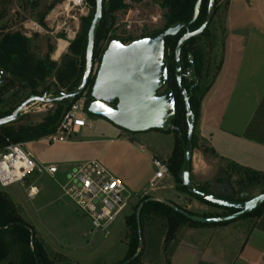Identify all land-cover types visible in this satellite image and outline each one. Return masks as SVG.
Here are the masks:
<instances>
[{
	"label": "rangeland",
	"instance_id": "1",
	"mask_svg": "<svg viewBox=\"0 0 264 264\" xmlns=\"http://www.w3.org/2000/svg\"><path fill=\"white\" fill-rule=\"evenodd\" d=\"M216 1L219 4L218 13L213 17L207 31L196 38L193 45V49L202 53L203 62L200 89L197 93L198 100L214 83L220 72L224 40L221 23H223L222 18L228 3L232 1L233 7L238 8L240 12L245 9L250 11L251 3L260 6L257 4V0ZM49 4H54V7L49 9ZM125 4L127 8L115 14V22L111 24L112 30L106 39H101L99 48L106 47L112 36L120 37L126 41V44H130L132 42L129 41L133 38L148 36L163 28L165 11L155 0H144L140 3L126 0ZM31 6L28 0H0V32H4V35L32 34V38L29 39L34 40V45L38 48L35 53L41 58L45 57L49 47L53 46L55 49V39L66 40L73 33L78 35L81 31V19L91 14L90 7L87 15L86 12L82 14L70 0H36V7L33 9ZM43 14H46V18L41 26L39 20ZM24 24H26L25 27ZM35 24L40 25L46 33L37 34L35 37V31H29L30 27L36 30ZM50 33L54 35L51 36ZM59 47L60 45H58V51ZM98 67L99 64L97 67L95 66L94 74ZM227 81L233 84V79H227ZM53 82V77L48 78L39 91ZM188 82L189 80H186L187 85H189ZM219 88L221 91H227L224 85H219ZM165 90H167V86L162 92ZM10 92H13V95L6 98L10 100L9 102L0 106V115L12 108H18L27 100L25 98L29 94V92L17 93V88ZM61 92L66 93L63 90ZM46 95L48 98L59 97V95ZM221 97L222 104L218 108L221 111L217 112L219 115L221 112L223 113L224 103L228 96L221 95ZM218 100L220 102L219 94L216 97L212 96L210 102L206 99L205 105L211 109ZM79 101H83L85 105V95ZM43 106L37 103L28 113H21L19 120L12 127L38 126L48 114L53 113L57 108L56 104ZM38 108L41 112L37 111ZM234 111L239 114L238 126H247L248 137L252 136L253 131L258 130L259 132H256L258 135L255 137L264 140V106L258 108V105L254 103L249 104L243 110H236L235 106V108L228 109L227 115L231 116L235 113ZM87 120L93 121L94 127L87 126L80 134L72 135L69 138V143L52 144L41 140L26 145L27 150L33 154L38 163L43 166H57L59 173L55 179L47 175H34L27 182L4 190L10 195L18 216L34 230L36 240L43 244L51 264H120L128 249L129 231L126 219L133 214L135 207L143 199L140 196L144 193V191H134L131 186L121 180L122 176L126 180L132 178L136 172L144 174L146 177L152 176L156 169L151 164L149 156L145 155L146 152L149 151L163 160L165 152L171 151L175 145L173 134L156 130L133 134L102 118L87 115ZM186 121L188 123L187 118ZM197 126L198 123L196 129ZM119 137L134 138L137 142L135 145L137 150L141 151L139 147L144 146L145 152L132 153L124 143L111 142ZM255 137L253 135L252 138L256 139ZM262 142L259 141V143ZM197 147L198 150L201 149L200 142H197ZM88 161H98L102 164L111 175L125 184L132 196L129 207L111 226L108 233L95 232L88 218L81 214L69 200L61 198L59 186L66 185L68 175ZM217 168V171H220L213 177L212 183L215 191L223 192V189L229 188L236 191L246 190L253 198L264 193V177L255 185L247 182V178L252 174L249 175L241 171L233 164L221 162ZM163 184L166 186L165 190L160 189ZM163 184L157 185L154 191L148 184L146 186L148 196L151 198L168 197L172 191L167 184ZM32 186L38 188V193L40 192L33 198L30 197ZM187 211L198 216L225 213L223 210L209 206L204 209L192 208ZM258 221L251 217L237 219L226 225L202 226L184 223L179 227L175 240L166 241L168 232L166 221L155 216L147 217L144 219L142 231H140L141 264H264V222L260 229L258 227L254 229ZM187 248L190 252L186 251Z\"/></svg>",
	"mask_w": 264,
	"mask_h": 264
},
{
	"label": "trees",
	"instance_id": "2",
	"mask_svg": "<svg viewBox=\"0 0 264 264\" xmlns=\"http://www.w3.org/2000/svg\"><path fill=\"white\" fill-rule=\"evenodd\" d=\"M135 2H142L144 0H134ZM160 8L165 11L164 14V26L161 30L154 32L148 36H142L140 38H133L129 42H134L148 37L158 36L167 29L177 25V24H189L195 14V8L199 0H155ZM88 3L91 14L88 17L81 19V31L77 35L76 39L70 44L68 55L64 56L58 64L51 60V54L54 48L49 47L48 52L44 58L39 57L35 51L38 48L34 45V40L23 36L20 33L5 34L0 39V71L5 72L8 75V80L5 86L0 91V104L3 105L10 100L5 98V95L17 88V93L29 92L25 99L31 96H44L45 94L59 95L61 90L66 93H72L75 91L82 79L84 67H85V56L87 47V35L95 14V0H86ZM126 0H103V13L104 18L101 24L97 27L96 31V43L94 49V65L97 60L100 65L102 56L108 47V45L115 40H123L122 38H116L114 36L110 37L106 47L99 48L101 39H106L107 35L110 34L112 28H108L107 20L112 18L115 22V14L119 11L125 10L127 8L125 4ZM218 2L215 0V11L214 16L218 13ZM54 4H52L49 9H52ZM209 7V0H202V4L199 10L197 20L190 26L189 29L182 30L175 37H168L165 42L167 64L170 71V78L167 83V89H173L175 92L176 103H177V117L173 122V127L178 128L181 132L180 136H176L173 131L167 132L168 134H173L175 136V147L173 149L172 155L168 160V167L170 174L177 183L178 189L190 197L198 200L202 204L223 210L225 213L222 215L218 214H207L203 216H198L192 212L184 210L176 205L180 210L186 213L202 217L205 219H219L227 216H231L236 213L235 210L221 208L219 206L209 204L206 201L195 197L193 194L188 192V190L182 186L181 183V173L185 160V144L187 140V127L188 123L186 121V110L183 95L181 94L175 74V49L179 40L188 31H197L205 23ZM48 11V10H47ZM46 15V14H45ZM210 26V25H209ZM209 28V27H208ZM207 31V30H206ZM205 31V32H206ZM204 32V33H205ZM203 33V34H204ZM37 37V35L35 36ZM198 38V37H197ZM196 39V38H195ZM195 39L187 42V44L182 49L183 60L188 64V53H192L194 59L196 60L197 74L200 78L202 74V57L199 50L193 49ZM124 41V40H123ZM126 43V41H125ZM53 77L54 82L50 85L39 89L47 81L48 78ZM95 77L92 78L85 90L86 102L84 105V112L90 116L88 113V107L92 102L91 99V89L94 84ZM183 80L184 88L189 91L193 89L192 96L190 97V106L195 115V131L193 137V147L194 150L197 149L198 138L196 136V125L200 118V107L202 99L205 95L201 97L200 100L197 99V93L200 89V84L195 85L196 82H188ZM77 98L75 102L65 101L62 103H57V108L53 113L46 116L44 121L38 126L34 127H19L13 128L11 123L9 125L0 127V147L4 148L11 144L19 143H30L34 141L41 140L51 134H53L57 125L62 117V115L69 110L74 104H76L83 97ZM264 105V104H263ZM16 109L12 108L8 112L2 113L0 119L11 116ZM162 132V131H161ZM263 141L264 140H260ZM241 171L247 174H252L247 178L248 183L257 184L264 177V174L250 171L244 168L238 167ZM198 190L212 194L221 199H226L230 201L247 202L253 199L248 191H236L233 188L223 189V192H217L211 186V184H205L200 187H195ZM151 197L143 198L131 216L126 219V226L129 231L128 238V249L124 260L120 264H141L142 252L138 253L139 250V239L140 234L138 230V220L137 212L140 206L142 209L139 214L140 228L142 231V223L145 218L157 217L166 221L168 232L166 241H174L175 235L179 227L184 223H190L192 225H217V224H199L195 223L184 215L179 213L170 205H167L161 201H151ZM256 218L261 219L264 217V204L258 206L253 212L247 214L240 219L246 218ZM230 222L219 223L218 225H226ZM51 264L46 251L43 248V244L38 242L35 238L34 230L27 226L22 219L18 216L16 208L10 198V195L4 190L0 189V264Z\"/></svg>",
	"mask_w": 264,
	"mask_h": 264
},
{
	"label": "water",
	"instance_id": "3",
	"mask_svg": "<svg viewBox=\"0 0 264 264\" xmlns=\"http://www.w3.org/2000/svg\"><path fill=\"white\" fill-rule=\"evenodd\" d=\"M201 4L202 0H199L193 19L189 24H177L158 36L144 38L130 44H126L123 40L112 41L106 48L97 72L94 74L96 31L104 17L103 0H95V14L87 35L85 67L78 88L72 93L61 92L57 98H48L46 94L43 97L31 96L11 116L0 119V127L18 121L22 111L34 103L57 104L65 101L75 102L77 98L85 94L90 80L95 77L91 89L92 102L88 107L90 115L105 119L116 127L133 134L146 133L153 130L167 133L172 130L176 136H180V130L173 127V122L178 112L175 92L173 89H167L162 92L170 78L165 42L168 37H175L182 30L190 28L198 18ZM214 11L215 0H209L205 23L197 31L187 32L182 36L175 49V74L178 88L184 97L186 118L188 119L181 183L195 197L221 208L235 210L236 213L219 219H205L190 215L167 202L161 201L179 211L189 220L199 224L232 222L250 214L258 206L264 204V193L247 202L230 201L204 193L191 183L195 115L190 106V97L193 89L191 88L187 91L183 86V78L190 80L191 76L189 74L190 71H188L187 75L183 72L181 51L188 41L201 36L208 29L213 20ZM7 80L8 75L0 71V89L5 86ZM196 82L198 85L199 79H196ZM11 95H13V92L7 93L5 98H9ZM150 200L159 201L156 198H151ZM141 209L142 205L137 212L139 234L141 231L139 222ZM140 252L141 238L138 253Z\"/></svg>",
	"mask_w": 264,
	"mask_h": 264
},
{
	"label": "crops",
	"instance_id": "4",
	"mask_svg": "<svg viewBox=\"0 0 264 264\" xmlns=\"http://www.w3.org/2000/svg\"><path fill=\"white\" fill-rule=\"evenodd\" d=\"M257 4L260 6L258 7L255 6L254 3H251V7L249 8L250 11L245 9L240 12L238 8L233 7V3L230 1L225 9L222 18L223 23H221L224 40L222 44L220 72L218 73L217 79L209 86L202 99L200 118L196 129V135L199 137L198 142L201 144V149H195V153L193 152L190 179L194 187H200L205 184H211L212 186L214 181L213 177L220 171H217V167L221 162L264 174V142L259 143V141L263 139L255 137V135H258L256 132L259 131H253L252 136L248 137L247 126H238L239 114L236 113L237 111H234L235 113L231 116L227 115L228 109L231 107L235 108V106L236 110H243L249 104L254 103L258 105V108H263L264 106V0H257ZM31 7L34 9L36 6L34 5ZM23 26L25 27L26 24ZM35 26L36 30H33L31 27L29 30L35 31V36L37 34L46 33L40 25L35 24ZM0 35L2 37L4 32H0ZM23 35L27 38H32V34ZM50 35L52 36L54 34L50 33ZM76 37L77 33H73V35H70L66 40L55 39L56 44L51 54V60L58 63L64 56L68 55L70 44ZM63 41H65L67 45L64 51L59 53L57 50L58 45ZM51 47L53 48V46ZM227 79H233V84L227 81ZM219 85H224L227 91H221ZM218 90L219 92H217ZM217 93L219 94L220 102L219 100L215 102L210 109L209 106L205 105V100L207 99L210 102L212 96L216 97L218 95ZM223 94L228 97L226 98V103H224L225 108L223 113L221 112L219 115L217 112L221 111L218 108H220L219 106L222 104L221 95L225 96ZM94 125L95 123L93 121L89 122V127L92 128ZM261 126L262 124L260 123V127ZM81 132L82 130L79 134ZM253 135L256 139L252 138ZM111 142L124 143V145H127L131 149L132 153H138V151L141 153L145 152L144 146L139 147L141 151L137 150L138 148L135 146L137 142L134 138L119 137L116 140H111ZM173 142L175 144L176 141ZM173 149L165 152V158L163 160L161 157L149 153V151H147L145 155L149 156L151 164H153L154 159L168 164ZM155 173L150 177H146L144 174H138L136 172V176L134 175L132 178H128L130 181L123 178V176L121 180L137 192H148L146 190L148 184H150L151 190L154 191L157 185L165 183L172 192L166 198L156 196L155 198L159 201L182 207L185 210H191L192 208L197 210L206 207V205L198 200L180 191L178 189L179 185L175 183L171 174L163 180L156 181L155 187L152 188L151 183L155 177ZM160 189L165 190L166 186L163 184ZM263 222L264 217L259 219L254 229L256 227L260 229ZM187 250L190 252L188 248L186 251ZM171 261L173 262V260Z\"/></svg>",
	"mask_w": 264,
	"mask_h": 264
},
{
	"label": "built area",
	"instance_id": "5",
	"mask_svg": "<svg viewBox=\"0 0 264 264\" xmlns=\"http://www.w3.org/2000/svg\"><path fill=\"white\" fill-rule=\"evenodd\" d=\"M70 1L82 14L89 13L86 0ZM95 66L97 67L98 63ZM35 104L37 103L26 107L22 113H28ZM42 105L45 107L48 104ZM37 111L41 112L39 108ZM87 126L89 121L84 112V102L79 101L62 115L56 131L43 140L52 144L68 143L72 135L79 134ZM26 145L27 143H19L0 147V189L6 190L16 184L27 182L34 175H47L55 179L58 174L57 166H43L38 163L33 154L27 150ZM153 164L156 173L151 183L152 188L155 187L156 181L170 176L167 163L154 159ZM59 187L61 198L69 200L81 214L87 217L95 232L108 233L111 226L129 207L132 199L125 184L111 175L98 161L81 164L68 175L66 185ZM30 190L31 198L39 194L35 186ZM148 195V192H144L140 197L144 198Z\"/></svg>",
	"mask_w": 264,
	"mask_h": 264
},
{
	"label": "flooded vegetation",
	"instance_id": "6",
	"mask_svg": "<svg viewBox=\"0 0 264 264\" xmlns=\"http://www.w3.org/2000/svg\"><path fill=\"white\" fill-rule=\"evenodd\" d=\"M29 2H30V4L32 5V6H34V5H36V0H28ZM54 3V2H53ZM52 4H49V7L51 6ZM47 10V9H46ZM45 16V14H43L42 16H40V20H39V22H41V26H42V22L44 23V21H45V18H46V16ZM104 18V17H103ZM110 20H112L111 21V23H109L110 22ZM107 23H108V28H112L111 27V24H114V21H113V19L112 18H108V20H107ZM26 30H28L27 28H25ZM187 32H192V31H190V30H188ZM186 32V33H187ZM185 33V34H186ZM184 34V35H185ZM183 35V36H184ZM182 52L183 51H181V59H182V66H183V72H184V74L185 75H187L188 74V71H190V80H189V82H196V79H199V84H200V78H199V76H198V74H197V68H196V60L194 59V57H193V55H192V53L190 52V53H188L187 54V57H188V64L183 60V55H182ZM177 80V79H176ZM183 80H186V79H184L183 78ZM198 84V85H199ZM195 85H197V82H196V84ZM197 85V86H198ZM2 89H0V91H1ZM184 98V97H183ZM0 106H1V104H0ZM15 109H17V107L15 108Z\"/></svg>",
	"mask_w": 264,
	"mask_h": 264
},
{
	"label": "bare ground",
	"instance_id": "7",
	"mask_svg": "<svg viewBox=\"0 0 264 264\" xmlns=\"http://www.w3.org/2000/svg\"><path fill=\"white\" fill-rule=\"evenodd\" d=\"M67 43L65 41L61 42L60 47H59V53H62L66 47ZM60 56V55H58Z\"/></svg>",
	"mask_w": 264,
	"mask_h": 264
}]
</instances>
